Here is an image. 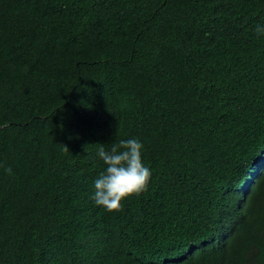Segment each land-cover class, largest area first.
<instances>
[{
  "label": "trees",
  "instance_id": "obj_1",
  "mask_svg": "<svg viewBox=\"0 0 264 264\" xmlns=\"http://www.w3.org/2000/svg\"><path fill=\"white\" fill-rule=\"evenodd\" d=\"M257 23L264 0H0V264H264ZM130 137L152 177L109 212L97 149Z\"/></svg>",
  "mask_w": 264,
  "mask_h": 264
},
{
  "label": "clouds",
  "instance_id": "obj_2",
  "mask_svg": "<svg viewBox=\"0 0 264 264\" xmlns=\"http://www.w3.org/2000/svg\"><path fill=\"white\" fill-rule=\"evenodd\" d=\"M254 32L264 38V23H257ZM142 154L143 144L136 137L120 139L108 148L100 144L96 155L104 167L93 180L91 199L95 205L109 212L119 211L124 200L147 189L152 171ZM4 172L12 174L11 167H5Z\"/></svg>",
  "mask_w": 264,
  "mask_h": 264
}]
</instances>
